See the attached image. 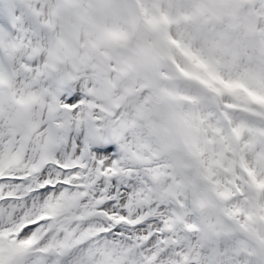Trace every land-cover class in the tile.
<instances>
[{"label": "snow or ice", "instance_id": "1", "mask_svg": "<svg viewBox=\"0 0 264 264\" xmlns=\"http://www.w3.org/2000/svg\"><path fill=\"white\" fill-rule=\"evenodd\" d=\"M0 264H264V0H0Z\"/></svg>", "mask_w": 264, "mask_h": 264}]
</instances>
